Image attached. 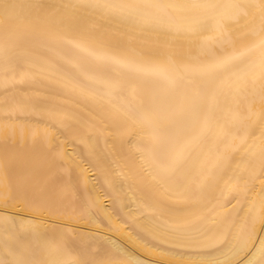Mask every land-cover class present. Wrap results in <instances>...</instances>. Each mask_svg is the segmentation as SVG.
<instances>
[{"label":"bare ground","instance_id":"bare-ground-1","mask_svg":"<svg viewBox=\"0 0 264 264\" xmlns=\"http://www.w3.org/2000/svg\"><path fill=\"white\" fill-rule=\"evenodd\" d=\"M0 264H264V0H0Z\"/></svg>","mask_w":264,"mask_h":264}]
</instances>
